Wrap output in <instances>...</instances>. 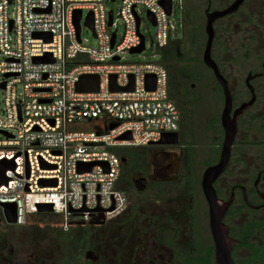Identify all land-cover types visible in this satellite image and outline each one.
<instances>
[{
    "label": "built area",
    "instance_id": "built-area-1",
    "mask_svg": "<svg viewBox=\"0 0 264 264\" xmlns=\"http://www.w3.org/2000/svg\"><path fill=\"white\" fill-rule=\"evenodd\" d=\"M115 1L0 0V132L6 134L0 161L14 163L4 173L7 182L0 181V203L16 205L18 225L26 215L39 213L38 205H50L51 213L61 215L63 230L116 220L129 206L119 187V151L157 146L163 135L179 130L168 74L159 59L145 56L181 38L177 6L182 13L183 0H169L167 8L163 0H120L116 12L106 5ZM144 14L155 28L154 42L141 32ZM89 15L92 28L85 24ZM82 21L94 35L93 45L81 37ZM141 44L142 51L133 52ZM43 58L48 60L36 62ZM84 76L97 77L96 91H77ZM148 77H153L150 83ZM85 120L98 121L103 130L72 128ZM88 164L94 165L79 171Z\"/></svg>",
    "mask_w": 264,
    "mask_h": 264
},
{
    "label": "flooded vegetation",
    "instance_id": "flooded-vegetation-1",
    "mask_svg": "<svg viewBox=\"0 0 264 264\" xmlns=\"http://www.w3.org/2000/svg\"><path fill=\"white\" fill-rule=\"evenodd\" d=\"M248 1L237 11L239 15ZM211 11L216 10L209 9ZM258 46L263 61L244 78L233 80L228 74L223 75L232 95L233 111L251 99L249 86L255 96L254 103L239 118L228 165L213 184L216 198L228 205L222 224L233 242L230 250L233 264H264V43L258 42ZM185 68L182 69V78L189 80L193 75H203L196 69L191 73L184 72ZM249 75L258 76L247 83ZM212 84L214 91L220 88L216 81ZM194 88L191 83L190 89ZM188 90L184 83L175 92L186 109L189 102L199 99V95L193 93L186 98L184 91ZM212 100L218 101L214 96ZM220 114L221 111L215 113L219 127L205 157H198V147L192 144V135L185 138L179 131L177 145L147 148L150 157L146 168L140 171L143 175L140 178L145 179L144 190L137 191L134 180L131 181L136 203L128 206L117 218L122 221L118 227L130 232L125 244L106 238L104 242L110 245L109 253L104 255L106 260H101L100 255L93 252L101 245L100 230H95L92 225H73L63 230L61 239L67 243L68 235H71V247L76 254L68 253L65 247V254L62 253L54 264H217L209 205L201 182L204 171L219 161L223 140ZM123 159L122 165H129V160ZM150 202L153 205L149 206ZM135 223L143 225L136 228ZM22 225L7 224L0 209V264H16L13 250H5L6 241H9V230Z\"/></svg>",
    "mask_w": 264,
    "mask_h": 264
},
{
    "label": "trees",
    "instance_id": "trees-1",
    "mask_svg": "<svg viewBox=\"0 0 264 264\" xmlns=\"http://www.w3.org/2000/svg\"><path fill=\"white\" fill-rule=\"evenodd\" d=\"M232 0H183L181 22V38L170 43L159 51L160 58L158 63L166 70L168 74V90L175 103L182 121L179 126V132L186 138L192 135V144L198 147V157L202 158L208 153L211 142L217 134L219 127L217 112L221 111L222 93L219 88L214 91L213 82L215 81L212 72L205 67L202 62V53L205 45V10H221ZM262 11V22L258 20L257 14H249L246 8L241 15L246 19L240 21L239 13L225 17L214 24L215 37L212 43L211 56L216 62L222 75L228 74L234 78H244L248 71L263 61L262 52L258 48L257 34L253 33L252 27L256 31L264 33V0ZM225 22L218 26L219 22ZM194 68L197 73L203 75H193L191 78H182V69ZM186 84L188 91H184L185 97L197 94L198 101L189 102L187 109L185 105L177 98L175 94L181 88V84ZM195 85L190 89V84ZM217 102H213L212 97ZM218 111H215V110ZM81 131L103 130V126L95 120H85L72 127ZM122 158H127L130 165L141 164L143 167L147 163V148L134 150H120ZM205 166H203L204 169ZM126 166H122V171ZM122 175V173H121ZM123 176L120 177V180ZM119 180V181H120ZM126 195L131 194L133 190L132 182L128 181L124 189ZM62 216L54 213H33L25 216L23 225H39L50 227L55 226L62 229ZM81 226V225H79Z\"/></svg>",
    "mask_w": 264,
    "mask_h": 264
},
{
    "label": "water",
    "instance_id": "water-1",
    "mask_svg": "<svg viewBox=\"0 0 264 264\" xmlns=\"http://www.w3.org/2000/svg\"><path fill=\"white\" fill-rule=\"evenodd\" d=\"M112 2L114 0H111ZM246 0H233V2L225 7L222 10H216L209 12V9L205 11V26H204V33H205V45L202 53V62L205 65L206 68L212 71L213 76L215 78V81L218 83L222 90V96H223V105L222 110L220 114V125L223 130V140L222 145L220 148V155H219V161L216 165L211 166L207 168L202 176V182L201 187L204 194V197L209 205V212H210V226L212 230V235L215 242V251H216V263L217 264H233L230 258V250L233 245V242L228 238L227 233L228 230L224 225L222 224V218L224 216V213L227 209V204L220 203V201L216 198L215 190L213 187V184L215 180L224 172L226 169L232 145L235 141L237 132H238V122L240 116L244 113L245 110H247L255 101V96L252 88L249 86V90L251 92V99L242 105H240L238 108H236L234 111L232 110V95L228 86V81L224 76L221 74L220 70L218 69V66L216 62L212 59L211 56V49H212V43L215 37V30H214V23L217 20H220L222 18H225L227 16L235 14L239 8L244 4ZM169 0H163L162 5L167 8ZM148 17L152 19L150 14H148ZM108 26L111 25L112 20V12H109V18H108ZM80 20V12L75 13L74 17V24L76 26L77 32L79 31L78 23ZM85 24L88 25L90 28H92V19L89 15L86 20ZM94 36V35H93ZM44 38L45 40H50V35L45 34H36L35 38ZM114 37H112L111 43L113 42ZM142 44L139 48L133 50L135 53H139L142 51ZM48 59L43 58L36 60V62H46ZM255 76H248L246 78V82L248 83V80L251 78H254ZM132 80V78H130ZM148 82L150 83L153 80V77L147 78ZM97 84L98 79L96 76H84L80 79L79 83L77 84V91L79 92H93L97 90ZM111 89L112 90H118L114 86V78L111 80ZM3 86V85H2ZM125 90H131V87L126 88ZM113 128V125L110 126V129ZM1 134L6 135L3 132H0ZM122 138H129L128 135L123 136ZM178 144V133L173 134H165L162 136L161 140L158 142L157 145L159 146H172ZM125 160L122 159V163H124ZM94 164H88V165H80L79 171H88ZM14 169V163L13 161H7L2 160L0 161V181L1 183L5 184L7 182V178L4 177V173L7 170H13ZM42 185H54L52 181H43L41 183ZM133 185L137 191H143L144 185H145V179L138 178L133 181ZM0 209L3 215V218L5 222L9 225H16V205L14 203H0ZM37 211L39 213H51L52 207L50 205H38Z\"/></svg>",
    "mask_w": 264,
    "mask_h": 264
},
{
    "label": "rangeland",
    "instance_id": "rangeland-1",
    "mask_svg": "<svg viewBox=\"0 0 264 264\" xmlns=\"http://www.w3.org/2000/svg\"><path fill=\"white\" fill-rule=\"evenodd\" d=\"M120 0H116L113 4L106 3L107 7L113 9L115 12L117 10V5L119 4ZM263 1L262 0H249L246 4V9L249 10L251 13H255L258 15V20L262 22V11H263ZM9 11H12V8H9ZM181 12H180V5L177 6V29L178 35H181ZM240 21L245 22L246 19L239 15ZM144 24L141 29V32L144 34L145 39L147 42L155 41V28L153 27L152 23L147 19L146 15L144 14ZM225 22H219L218 26L224 25ZM81 27V37L88 40L90 45L94 44V38L89 29L85 26L84 21L80 23ZM117 34L122 31L121 25H117ZM253 33L257 34L258 42L264 43V38L262 36L264 33L260 31H256V28L252 27ZM260 45V44H259ZM260 46H258L259 48ZM145 56V55H144ZM159 51H155L152 54L146 55V61H153L159 59ZM4 59L3 55H0V62ZM139 61L142 59L139 58ZM187 70V71H185ZM184 72L191 73L194 68H185ZM188 76V75H186ZM233 80L238 79L231 77ZM4 80L3 75L0 74V82ZM17 94L19 95L21 92V88L17 86L16 89ZM4 106L3 104V92L0 90V108ZM6 140V136L0 133V141ZM206 156V155H205ZM150 157V152L147 150V161ZM148 163V162H147ZM147 163L143 167L141 164L135 165H126V169L122 171L123 176L120 180L119 187L124 189L127 185L128 181L136 180L143 175L140 174L141 169H145ZM150 172V171H149ZM164 187V186H163ZM129 197V207L135 204V197L134 195L128 194ZM159 204V203H158ZM150 205H153L149 204ZM122 221L116 219L114 221L108 223H94L95 230H100V247L99 249L93 250L94 253H98L101 257V260H106L104 255L109 253L108 243H105L104 240L108 237H111V241L117 239L118 244H125L127 239L130 237V232L127 231L126 228L120 229L119 224ZM143 223H135L136 228L142 227ZM63 229L57 228L55 226L45 227L39 225H22L18 227H14L9 230L6 246V252L9 251L11 248L14 252L13 262L16 264H54L57 260L61 258V254H65V247H67V252L70 254H76V251L71 247V243L73 242V237L68 235L67 243L66 241H62L61 233ZM94 239V237H92ZM94 241V240H93ZM107 263V262H106Z\"/></svg>",
    "mask_w": 264,
    "mask_h": 264
}]
</instances>
